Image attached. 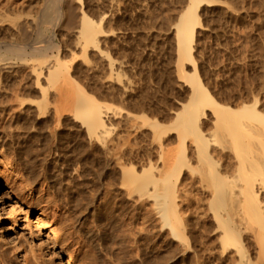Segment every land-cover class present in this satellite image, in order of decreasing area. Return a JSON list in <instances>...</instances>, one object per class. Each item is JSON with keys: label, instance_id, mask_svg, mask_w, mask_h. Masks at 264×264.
I'll use <instances>...</instances> for the list:
<instances>
[{"label": "bare ground", "instance_id": "obj_1", "mask_svg": "<svg viewBox=\"0 0 264 264\" xmlns=\"http://www.w3.org/2000/svg\"><path fill=\"white\" fill-rule=\"evenodd\" d=\"M41 1L0 0L2 191L31 202L38 185H50L51 216L65 231L48 235L69 264H264V102L221 101L194 54L204 6L228 1L181 0L174 31L192 87L174 114L170 183L147 206L144 195H110L126 184L125 135L110 139L109 103L99 97L126 90L122 38L136 24L127 7L139 0ZM13 33L22 36L2 40ZM131 182L145 186L136 172ZM157 212L176 243L158 244Z\"/></svg>", "mask_w": 264, "mask_h": 264}, {"label": "rangeland", "instance_id": "obj_2", "mask_svg": "<svg viewBox=\"0 0 264 264\" xmlns=\"http://www.w3.org/2000/svg\"><path fill=\"white\" fill-rule=\"evenodd\" d=\"M227 1L204 6L203 24L194 43L200 74L221 101L236 105L258 97L264 102V0ZM43 3L42 0L39 6ZM181 3L139 0L128 5L130 19L136 24L122 38L130 49L125 69L126 90L116 95L109 89L107 98L99 95L109 103L104 109L110 119V139L117 133L125 135L122 167L126 184L122 188L116 186L110 195H144L146 206L151 200L149 195H157L164 181L170 183L176 144L174 114L187 101L192 87L191 61L179 58L174 31V18ZM39 6L31 8V30L40 18ZM21 36L8 34L2 40L15 41ZM44 43L45 40L39 42ZM77 58L84 63L91 59L90 53L85 55L81 51ZM206 111L211 115L209 106ZM111 157L112 163H117ZM133 172L140 174L145 183L141 189H135L131 182ZM154 177L161 181L152 182ZM103 186L97 178L93 192L97 194ZM3 187L4 184L0 186V264H61V259L69 264L60 244L48 235L52 228L61 236L65 231L62 217L51 216L50 185L47 189L38 185L31 202L22 200L17 192L5 193ZM156 222L159 245L179 240L159 212Z\"/></svg>", "mask_w": 264, "mask_h": 264}]
</instances>
